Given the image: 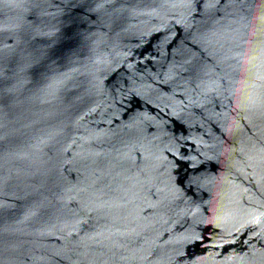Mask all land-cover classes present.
<instances>
[{"label": "water", "instance_id": "water-1", "mask_svg": "<svg viewBox=\"0 0 264 264\" xmlns=\"http://www.w3.org/2000/svg\"><path fill=\"white\" fill-rule=\"evenodd\" d=\"M0 264H264V0H0Z\"/></svg>", "mask_w": 264, "mask_h": 264}]
</instances>
